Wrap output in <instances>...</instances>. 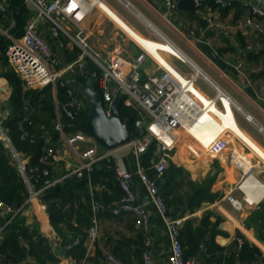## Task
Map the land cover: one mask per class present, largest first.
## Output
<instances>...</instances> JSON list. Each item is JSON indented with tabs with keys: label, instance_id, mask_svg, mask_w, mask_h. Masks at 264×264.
<instances>
[{
	"label": "crops",
	"instance_id": "crops-1",
	"mask_svg": "<svg viewBox=\"0 0 264 264\" xmlns=\"http://www.w3.org/2000/svg\"><path fill=\"white\" fill-rule=\"evenodd\" d=\"M199 1H206V7L202 10L195 8L191 13L177 9L169 11L163 0H87L88 11L81 27L90 50L101 56H113L126 72L129 71V61L140 53L141 46L170 70L176 71L167 58H177L194 67L195 74L204 78L205 81L202 80L215 91V99L220 107L215 102L209 103L208 96L198 91L208 110L173 152L171 162L183 170L184 175L177 179L183 181L182 186L169 195L172 201L169 212L173 218H183V225L187 220H193L194 227L198 226L207 212L212 214L211 221L217 223L211 233H215L214 242L222 250L214 253L209 246L200 244L196 254L190 257L195 258L197 264H214L209 260L215 262L216 257H219L221 264H228L226 260L235 252L237 238L255 247L259 251L257 261H264V34H257L250 28L236 27L240 17L252 15L251 7L264 10V0H224L232 2V6L227 8L216 7V0H213L215 6L209 5L208 1L211 0ZM25 3L30 15H36L33 5L27 0ZM208 18L220 22L223 29L219 31L209 26ZM259 20L264 23V17ZM13 23L11 21L10 25L14 26ZM61 25L72 33L76 31L68 19H62ZM38 27L40 36L51 51L57 57V52H62L58 57L61 67L78 58L80 49L64 37L65 45L59 48L51 35L50 21L40 20ZM0 34L12 42L13 37L1 25ZM161 39L165 42L158 41ZM246 47L251 49L247 51ZM239 62L243 64L241 73L234 68ZM88 63L94 66L87 57L85 67ZM155 67L153 62L147 61L143 66V76L152 75ZM80 75V72L66 74L65 82H77L76 78ZM92 84L96 83L92 81ZM51 89L56 115L58 88L55 90L51 86ZM11 92L12 87L7 79L0 77V122L9 115V106L6 108L5 104ZM217 140L219 145L214 151L205 150L208 144ZM231 154L245 158L247 164L238 166L230 159ZM50 159L53 169L65 175L77 164V159L62 142ZM248 178L255 180L259 187H252L253 190L247 194L241 186ZM192 185L204 188L213 198L193 211L189 209L187 197ZM134 187L139 198H142L144 193L138 180H134ZM92 189L97 192L102 190L95 186ZM229 195L241 200L240 210L231 206L227 199ZM111 205L105 207L98 204L101 208L98 214L99 237L88 264H108L107 254L124 260L125 264H141L139 254L143 249L144 234L135 228L133 215L114 216L110 211ZM147 210L154 264H169L167 232L155 210L151 206ZM50 215L40 198L26 202L20 214L28 228H36L48 240L53 255L58 258L57 262L47 264H69V256L62 248ZM75 221L73 218L71 223L76 225ZM184 247L187 249V245ZM253 263L241 260L232 262ZM21 264L37 263L28 257Z\"/></svg>",
	"mask_w": 264,
	"mask_h": 264
},
{
	"label": "built area",
	"instance_id": "built-area-1",
	"mask_svg": "<svg viewBox=\"0 0 264 264\" xmlns=\"http://www.w3.org/2000/svg\"><path fill=\"white\" fill-rule=\"evenodd\" d=\"M27 2L33 5L37 13L31 15L26 21L21 38H11L12 42L6 49L5 55L11 70L22 81L24 90H42L48 86H52L55 90L58 87L65 90V101L57 107L55 128L62 136V143L77 159V164L63 178L69 176L82 178L84 174L89 175L99 161H106L108 167L114 172L122 192V196L112 203L110 211L114 216L131 214L135 217V228L144 234L142 264H154L150 250L152 237L147 210L149 206L157 213L169 237L168 263L197 264L195 258H185L184 256V247L180 241L183 218H173L170 215L169 206L160 195L156 180L164 175L175 148L182 141L181 132L186 131L187 126L191 123V121L184 122V119H189L190 114L196 117L201 112H205L204 98L198 93L201 91L196 87L198 79L204 80V78L195 74V69L192 66L190 69L193 73L188 75L173 65L176 71L170 70L157 62L139 45L141 51L129 61L128 72L125 71V67L117 63L113 56H101L99 53L91 51L81 27V22L88 11L87 0H27ZM163 2L169 11L177 9L176 0H163ZM195 2L198 9L200 1L195 0ZM216 2L223 8L230 7L232 3L224 0H216ZM8 4L9 0H0L1 13L6 11ZM251 13L250 16L240 17L236 21V27L239 29L250 28L257 34H264V23L259 20L264 17V10L251 7ZM62 19H68L75 26L76 31L72 33L63 28ZM40 20L50 21L51 35L59 48L64 47L65 40L78 46L80 53L76 60L61 67L59 58L51 51L47 42L38 32ZM207 24L219 31L223 29L220 22L212 21L210 18L207 19ZM158 41L165 42L162 39ZM245 49L249 51L251 48L246 47ZM87 57L95 66V70L89 74V81L96 83L98 91L102 95L107 115H110L114 101L118 96L122 97L125 106L135 111V117L131 116L133 138L124 146L107 150L88 134L77 131L69 135L63 134L61 118L73 121L81 117L84 112H88V106L83 97L64 79L66 74L75 75L77 72H84ZM167 59L169 60V58ZM147 61L153 62L156 67L152 75L143 76V66ZM179 61L181 60L179 59ZM234 68L241 73L243 64L239 62ZM207 98H209V103L215 102L218 105L215 96ZM0 139L9 148L18 172L27 184L29 198L26 202L37 200L42 190L63 179L47 180L41 189L34 191L26 176L29 158L24 157L13 148L1 122ZM218 145L219 140L208 144L205 150L212 152ZM150 146H153V154L149 161L150 167L154 171L153 178L148 176L140 161V156L146 153ZM54 154L55 151L52 148H47L41 162L48 163L49 158ZM230 159L240 167L247 164L245 158L235 154H231ZM131 166H134V172L130 169ZM41 174L47 176L48 170L43 169ZM134 176L137 177L143 189L142 198H139L134 187ZM95 188L100 190L103 186L96 185ZM227 199L234 209L242 208L241 200L230 195ZM0 207H2L1 203ZM98 207L94 205L92 208L91 224L85 231L84 239L76 238L66 248V250H71L73 246L82 242L86 249L85 256L80 261L69 257V264H88L99 237ZM23 244L26 246L25 243ZM242 245L243 240L237 238L236 256H238ZM106 260L108 264H124L111 254L106 255ZM253 264H264V261L259 260Z\"/></svg>",
	"mask_w": 264,
	"mask_h": 264
},
{
	"label": "trees",
	"instance_id": "trees-1",
	"mask_svg": "<svg viewBox=\"0 0 264 264\" xmlns=\"http://www.w3.org/2000/svg\"><path fill=\"white\" fill-rule=\"evenodd\" d=\"M25 1L9 0L6 11L0 13L2 29L15 39L22 37L26 21L31 16ZM208 2L210 6H219L214 5L213 0ZM204 7H206V1H200L198 10H202ZM11 21L14 22V26L10 25ZM10 44L11 41L0 34V77L7 79L12 87L8 100L9 115L1 119V125L13 148L24 157L29 158L26 176L31 188L37 191L44 186L45 181L59 179L65 175L57 173L53 169L50 158L48 163L41 162L47 148L56 151L62 142V136L55 128L56 115L51 86L42 90L23 89L22 81L11 70L5 56L6 49ZM94 70L95 67L88 63L76 81L86 84L88 75ZM91 87L98 90L96 84H92ZM57 98L59 104L65 101V90L61 87L57 89ZM120 115L124 121L130 116L135 117V111L121 102ZM86 116L87 111L73 121L63 118L61 120L63 134L74 133L73 126L84 121ZM152 154L153 146H150L147 152L140 156L141 165L150 178L154 177V171L149 163ZM43 169L48 170L47 176H42ZM130 169L133 172L135 170L134 166H131ZM183 175V170L170 162L162 178L156 180L160 195L168 206L172 203L169 199L170 193L183 184L182 180L177 181ZM134 180L135 182L138 180L136 176H134ZM96 185L104 187L101 192L92 189ZM190 189L191 192L188 193L187 197L191 211L199 208L203 202L213 200L200 186L192 185ZM121 196L122 192L114 172L108 167L107 162L102 160L94 166L89 175L84 174L82 178L75 176L63 178L55 185L42 190L39 198L53 215L51 224L61 239V245L66 255L80 261L86 252L83 243L73 246L71 250H66L67 246L72 244L76 238L84 239L85 231L91 224L94 205L101 204L108 207ZM28 198L27 184L19 174L9 148L0 139V203L2 204L0 207V264H21L28 257L33 258L37 264L58 261V258L53 255L48 240L36 228H28L20 216ZM9 209L10 211H8ZM211 215L207 212L196 227L193 225V220H187L182 225L180 241L183 247L187 245V249L184 247L185 258L194 256L200 244L209 246L214 253L222 250L214 242L215 233H211V229L217 225L216 222L211 221ZM73 218L76 220V225L71 223ZM141 253L142 251H140V257ZM235 254L236 250L230 258H227L228 264H232L233 260L255 263L259 251L243 241L238 256ZM119 260L125 264L124 260ZM209 261L214 264H221L219 257H216L215 262H212L211 259Z\"/></svg>",
	"mask_w": 264,
	"mask_h": 264
},
{
	"label": "water",
	"instance_id": "water-1",
	"mask_svg": "<svg viewBox=\"0 0 264 264\" xmlns=\"http://www.w3.org/2000/svg\"><path fill=\"white\" fill-rule=\"evenodd\" d=\"M176 8L179 11L193 13L196 8V2L195 0H176ZM57 53L60 58L62 52L59 50ZM67 83L83 97L88 106L86 119L75 124L73 126L74 131L92 136L107 150L124 146L132 140V117L122 120L120 115L121 96L115 99L111 113L108 116L101 93L92 89L90 81L82 84L67 80ZM5 107L8 108V103L5 104ZM100 212L101 208L98 207V214ZM52 217L50 215V218Z\"/></svg>",
	"mask_w": 264,
	"mask_h": 264
},
{
	"label": "bare ground",
	"instance_id": "bare-ground-1",
	"mask_svg": "<svg viewBox=\"0 0 264 264\" xmlns=\"http://www.w3.org/2000/svg\"><path fill=\"white\" fill-rule=\"evenodd\" d=\"M191 67V66H190ZM192 68V67H191ZM228 95V94H227ZM229 96V95H228ZM230 97V96H229ZM231 98V97H230ZM239 109V108H238ZM208 110V107H205V112H201L200 114H198L196 117L193 116V114H190V117L189 119H184V122H190V125L187 126V129L186 131H182L181 132V135H182V141L185 139V137H187V135L189 134L188 132L192 131L195 126L201 121V119L205 116L206 112ZM240 110V109H239ZM255 186L259 187L258 183L255 181V180H252L251 179H247L241 186L242 190H244L247 194L249 193V191L253 188L255 189ZM262 186V185H261ZM253 187V188H252ZM258 194V192H256ZM248 196H251V195H248ZM253 197V196H251ZM258 198V196H256ZM256 200H259L257 199ZM254 200V201H256ZM248 201H251L250 199H248Z\"/></svg>",
	"mask_w": 264,
	"mask_h": 264
},
{
	"label": "rangeland",
	"instance_id": "rangeland-1",
	"mask_svg": "<svg viewBox=\"0 0 264 264\" xmlns=\"http://www.w3.org/2000/svg\"><path fill=\"white\" fill-rule=\"evenodd\" d=\"M169 61L173 66H175L178 70L182 71L186 75L193 73L189 65L182 63L181 61H179V59L177 60V58H169ZM196 87L208 97L215 96L214 90L210 88L202 79H198Z\"/></svg>",
	"mask_w": 264,
	"mask_h": 264
}]
</instances>
